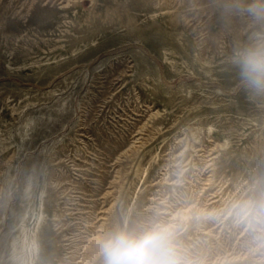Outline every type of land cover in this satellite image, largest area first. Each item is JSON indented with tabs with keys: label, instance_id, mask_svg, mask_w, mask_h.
I'll list each match as a JSON object with an SVG mask.
<instances>
[{
	"label": "rangeland",
	"instance_id": "374dc122",
	"mask_svg": "<svg viewBox=\"0 0 264 264\" xmlns=\"http://www.w3.org/2000/svg\"><path fill=\"white\" fill-rule=\"evenodd\" d=\"M251 2L0 0V264L31 238L33 264H101L155 214L188 264H264V219L231 211L264 201Z\"/></svg>",
	"mask_w": 264,
	"mask_h": 264
},
{
	"label": "clouds",
	"instance_id": "9594fccd",
	"mask_svg": "<svg viewBox=\"0 0 264 264\" xmlns=\"http://www.w3.org/2000/svg\"><path fill=\"white\" fill-rule=\"evenodd\" d=\"M246 11L264 19V0H252ZM243 86L264 94V38L238 48L232 57ZM238 216L264 219V201L239 202L231 206ZM101 264H188L177 247L176 227L160 214L142 222L117 226L98 241Z\"/></svg>",
	"mask_w": 264,
	"mask_h": 264
},
{
	"label": "bare ground",
	"instance_id": "6f19581e",
	"mask_svg": "<svg viewBox=\"0 0 264 264\" xmlns=\"http://www.w3.org/2000/svg\"><path fill=\"white\" fill-rule=\"evenodd\" d=\"M23 236L24 238L27 236L25 230H23ZM22 243L23 245L22 244L20 245L22 247L14 252L12 262L15 264H33L31 259L33 256L34 247L36 246L34 239L31 238L30 243L28 244H25L24 240Z\"/></svg>",
	"mask_w": 264,
	"mask_h": 264
}]
</instances>
